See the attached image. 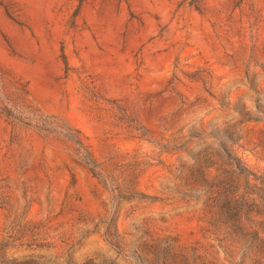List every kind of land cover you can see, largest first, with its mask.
<instances>
[{
    "label": "rangeland",
    "instance_id": "1",
    "mask_svg": "<svg viewBox=\"0 0 264 264\" xmlns=\"http://www.w3.org/2000/svg\"><path fill=\"white\" fill-rule=\"evenodd\" d=\"M0 264H264V0H0Z\"/></svg>",
    "mask_w": 264,
    "mask_h": 264
}]
</instances>
